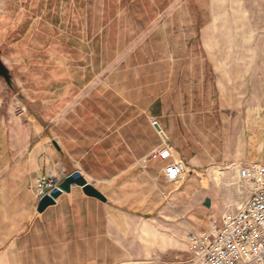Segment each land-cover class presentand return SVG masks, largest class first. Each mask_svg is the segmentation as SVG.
Returning <instances> with one entry per match:
<instances>
[{
	"label": "crops",
	"instance_id": "0c3cea01",
	"mask_svg": "<svg viewBox=\"0 0 264 264\" xmlns=\"http://www.w3.org/2000/svg\"><path fill=\"white\" fill-rule=\"evenodd\" d=\"M184 1L0 0V58L11 76L0 77V264H115L123 225L152 215L140 193L152 187L163 202L169 188L167 162L152 158L166 141L158 127L190 164L182 146L196 144L188 130L204 128L217 106L205 89L217 72L207 58L172 55L195 48L202 31L201 10ZM74 173L106 202L73 186L38 212L37 180ZM182 187L176 201L185 205L194 188Z\"/></svg>",
	"mask_w": 264,
	"mask_h": 264
},
{
	"label": "rangeland",
	"instance_id": "374dc122",
	"mask_svg": "<svg viewBox=\"0 0 264 264\" xmlns=\"http://www.w3.org/2000/svg\"><path fill=\"white\" fill-rule=\"evenodd\" d=\"M182 4L201 10L202 31L197 34L195 48L172 50V55L207 58L217 72L205 87L211 89L217 106L203 114L204 128L188 130V140L196 144L182 146V150L190 164L198 155L208 159L196 171L183 161L187 174L180 186L165 184L169 188L163 202L156 201L158 192L152 187L140 193L152 205L148 210L152 215H141L138 224L123 225V255L115 258V264H178L188 260L190 233L211 229L208 218L214 212L225 215L247 203L251 188L240 182L241 165L264 163V0H188ZM19 101V96L7 98L3 107L9 109ZM174 155L178 161V154ZM215 170L219 182V174L222 176L220 184L210 177ZM204 177H210L207 189L203 188ZM184 184L194 188L185 205L176 201ZM33 190L36 194L35 185ZM206 204L211 210L201 207ZM196 213L202 216L197 223ZM143 229L151 233L146 239L140 238Z\"/></svg>",
	"mask_w": 264,
	"mask_h": 264
},
{
	"label": "built area",
	"instance_id": "2783aa9c",
	"mask_svg": "<svg viewBox=\"0 0 264 264\" xmlns=\"http://www.w3.org/2000/svg\"><path fill=\"white\" fill-rule=\"evenodd\" d=\"M152 124L158 125L156 121ZM152 158L167 162L163 172L168 183L184 180L186 165L174 160L168 141L153 152ZM239 179L251 188L247 203L236 212L223 215L211 229L190 233V258L178 264H264V163L240 167ZM60 184L55 178L38 179L35 184L38 203L60 190Z\"/></svg>",
	"mask_w": 264,
	"mask_h": 264
},
{
	"label": "water",
	"instance_id": "95a60500",
	"mask_svg": "<svg viewBox=\"0 0 264 264\" xmlns=\"http://www.w3.org/2000/svg\"><path fill=\"white\" fill-rule=\"evenodd\" d=\"M1 55V50H0ZM0 77L4 78L8 83L11 82V76L8 69L3 65L0 58ZM158 131L161 133V136L164 140H168L166 135L158 127ZM73 186L81 187L84 193L92 198H96L102 202H106L105 196L97 190L92 184H90L80 173H74L71 176L67 177L61 184L60 190L54 192L51 197H45L41 200L38 205V212H44L48 207L55 204V200L58 199L64 192H70Z\"/></svg>",
	"mask_w": 264,
	"mask_h": 264
}]
</instances>
